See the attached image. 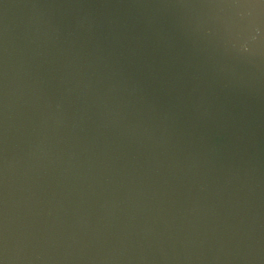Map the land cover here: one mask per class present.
I'll use <instances>...</instances> for the list:
<instances>
[{"label":"water","instance_id":"obj_1","mask_svg":"<svg viewBox=\"0 0 264 264\" xmlns=\"http://www.w3.org/2000/svg\"><path fill=\"white\" fill-rule=\"evenodd\" d=\"M0 264H264V0H0Z\"/></svg>","mask_w":264,"mask_h":264}]
</instances>
